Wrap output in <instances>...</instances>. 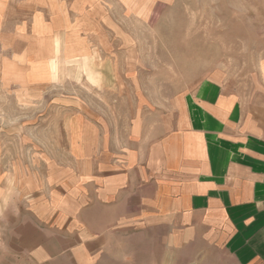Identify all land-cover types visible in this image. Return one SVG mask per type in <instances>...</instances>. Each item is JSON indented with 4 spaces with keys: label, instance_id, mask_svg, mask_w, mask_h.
I'll return each mask as SVG.
<instances>
[{
    "label": "rangeland",
    "instance_id": "obj_1",
    "mask_svg": "<svg viewBox=\"0 0 264 264\" xmlns=\"http://www.w3.org/2000/svg\"><path fill=\"white\" fill-rule=\"evenodd\" d=\"M31 1L0 0V264L20 262L18 210L76 174L96 132L123 144L133 118L159 131L210 81L247 107L264 100V0ZM45 1L52 25H31ZM96 264L233 263L135 230Z\"/></svg>",
    "mask_w": 264,
    "mask_h": 264
},
{
    "label": "crops",
    "instance_id": "obj_2",
    "mask_svg": "<svg viewBox=\"0 0 264 264\" xmlns=\"http://www.w3.org/2000/svg\"><path fill=\"white\" fill-rule=\"evenodd\" d=\"M45 6L31 25H52ZM180 105L159 131L133 118L123 144L96 132L76 174L26 200L11 232L17 264H96L135 230L264 264V100L247 107L210 81Z\"/></svg>",
    "mask_w": 264,
    "mask_h": 264
}]
</instances>
